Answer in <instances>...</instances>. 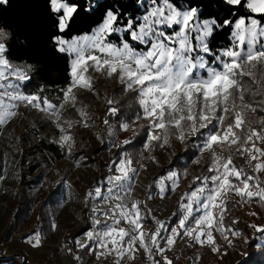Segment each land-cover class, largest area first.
I'll return each instance as SVG.
<instances>
[{"label": "snow or ice", "instance_id": "1", "mask_svg": "<svg viewBox=\"0 0 264 264\" xmlns=\"http://www.w3.org/2000/svg\"><path fill=\"white\" fill-rule=\"evenodd\" d=\"M8 2L0 0V7ZM44 2V44L67 63V82L55 89V98L46 94L45 85L27 90L37 69L14 54L17 37L0 25V135L15 119L39 113L43 127L52 129L41 139L73 161L56 181L54 206L37 218L25 243L38 249L59 230L57 213L75 193L68 175L90 166L83 151L89 145L80 133L91 132L111 156L94 162L101 164L102 175L76 193L89 226L57 248L71 264H176L179 257L169 253L180 242L227 255L216 234L229 247L233 238L244 237L235 227L239 218L225 223L233 197L235 206H264V0H218L213 7L227 8L223 19L205 14L201 0H135L143 8L139 15H125L119 0L109 7L99 0ZM97 12L100 19L88 24L87 32L73 34L81 13ZM224 28L230 29V42L217 49L213 41ZM100 77L114 80L129 100L101 93ZM88 95L104 105L102 115L83 102ZM31 127L40 132L35 123ZM189 143L195 151L181 167L175 166L180 156L162 165L160 154ZM202 160L204 172L189 180V165ZM153 168L162 171L144 183L143 175ZM13 177L20 178L0 171V183ZM184 181L188 190L176 210L160 218L150 203L167 199ZM246 227L264 238V223ZM199 259L194 253L191 264Z\"/></svg>", "mask_w": 264, "mask_h": 264}, {"label": "rangeland", "instance_id": "2", "mask_svg": "<svg viewBox=\"0 0 264 264\" xmlns=\"http://www.w3.org/2000/svg\"><path fill=\"white\" fill-rule=\"evenodd\" d=\"M96 87L101 93L115 96L121 101L128 97L123 94L121 86L115 83L114 80L100 77L96 80ZM81 99L84 103L91 105V111L97 116L104 113V105L93 96L88 95L81 97ZM39 115V113H28L27 119H15L13 123L5 127L4 134L0 135V171H3L6 177L13 176V174L19 176L21 153L26 155V159L29 160L28 164L38 166L31 176V179L37 176L36 183L21 186L19 179L14 177L0 183V257L12 256L17 260V264H22L25 259L27 264H71L67 255L64 252H58L57 248L62 246L66 237L80 233L88 224V216L83 208V201L76 196V193H82L88 185L100 177L101 164L94 162L109 158L111 153L101 149L99 142L94 140L91 132L80 133L79 138L89 145L83 151L89 157L87 163L90 166L73 169L71 174L68 175V179L74 185L75 193L69 205L57 213L59 230L56 233H49L42 247L38 249L31 248L25 243L23 237L37 226V218L54 206L56 199L54 193L56 192H52L57 190L56 181L59 180L60 176L66 175L73 164V161L66 160L64 157L52 162L50 157L46 158L40 152L34 154L30 151L29 147L32 142H38L41 137L52 131L50 127H43L44 121L39 119ZM74 115V113H69L72 118H74ZM34 123L37 128H40L38 134L32 130L31 125ZM24 140H26V143L22 144ZM189 144L191 146V143ZM189 144H174L173 149L160 154L162 165L168 164L177 152L184 150ZM16 147L20 148L19 153L15 151ZM191 149L193 152L195 151L192 147ZM12 157H15V161ZM206 158L207 154H205ZM237 163L244 165L245 162L243 159L237 158ZM204 167L203 160L200 165L190 164L188 167L189 180L192 175H199L204 172ZM57 170H59V175L56 174ZM161 171L162 168L151 169L143 175L144 183H148ZM187 185L188 181L182 182L180 189L172 193L170 197L163 201H153L149 206L155 207V212L160 218L169 216L176 210V202L179 196L183 191L188 190ZM236 199L233 197V203L230 205L232 208L231 216L226 219L225 223L227 224L231 218H239L240 222L235 227L244 231V237L233 238V246L229 247L219 233L216 234L218 242L222 245L223 250L227 252V255H224L223 252L221 254L212 253L208 248L191 249L180 242L174 251L169 253L170 256L179 257L176 264H191L194 253L200 257L197 264H240L243 259L256 254V250L260 249L259 246L264 243V238H261L253 229L246 227V224L252 222L256 224L264 223V206L257 203L235 206ZM46 200L48 203H45ZM26 207L31 209L29 217L26 213L22 214V210H26ZM17 209H20L18 213H16ZM252 210L258 212L259 215L249 217L247 213ZM46 226L47 221L45 219ZM146 227H152V225L148 224ZM91 264H95V262L93 261ZM138 264H142V262L138 260Z\"/></svg>", "mask_w": 264, "mask_h": 264}, {"label": "trees", "instance_id": "3", "mask_svg": "<svg viewBox=\"0 0 264 264\" xmlns=\"http://www.w3.org/2000/svg\"><path fill=\"white\" fill-rule=\"evenodd\" d=\"M93 2H96V0H93ZM113 2L114 0H99V4L104 7L111 6ZM201 2L205 8V14L208 12H215L221 19L228 15L226 7H213V5L218 4V0H201ZM119 3L122 5V11L125 15H139L143 12L141 8H137L135 0H119ZM99 19V12L92 16H86L84 13H81V16L77 18V22L73 27V34L81 33L82 31L87 32L88 24L93 20L98 21ZM0 25L8 26L17 37L13 47L14 54L22 58L23 61L32 63L37 69L35 75H33L31 84L28 86V91H35L39 86L45 85L48 88L46 94L55 98L57 95L55 89L63 87L67 82V63L63 57L50 51L44 44L47 31L44 0H9L6 6L0 7ZM229 42L230 29L224 28L217 33L213 44L214 47L219 49L221 47H227ZM128 100L129 98L125 97L123 101ZM130 104L131 101H129V105ZM129 105H125V107L128 109L129 113H131L132 108L129 107ZM23 143H26V140H24L22 144ZM189 146L177 152L173 159L170 160L175 161L177 156L181 157V161L175 165L176 167H181L183 162L188 160V156L192 155L193 151L191 146L190 148ZM29 149L34 154L40 152L45 155L46 158L50 157V161L52 162L63 157L57 153L54 145L48 144L47 141L43 139H39L38 142H32ZM185 152H187V155H185ZM28 161L26 155L21 153V168L19 171V183L21 186H28L37 182V176L33 179H31V176L35 173L38 166L28 164ZM101 175L102 171L99 176ZM19 210L20 209H17L16 213H18ZM22 211V214L26 213L29 217V213L31 212L30 208L26 207V210L23 209ZM88 226L87 224L86 228H88ZM86 228L82 229L81 232ZM259 247L260 249L256 250V254L243 259L240 264H264V243ZM17 263V260L12 256L0 257V264Z\"/></svg>", "mask_w": 264, "mask_h": 264}]
</instances>
